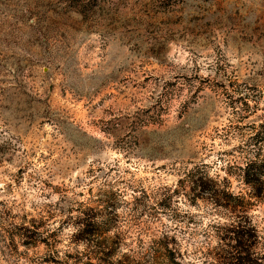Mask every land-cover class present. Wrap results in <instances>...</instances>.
<instances>
[{
	"label": "rangeland",
	"instance_id": "1",
	"mask_svg": "<svg viewBox=\"0 0 264 264\" xmlns=\"http://www.w3.org/2000/svg\"><path fill=\"white\" fill-rule=\"evenodd\" d=\"M250 164L264 0H0V264H216L232 217L204 177L264 256Z\"/></svg>",
	"mask_w": 264,
	"mask_h": 264
},
{
	"label": "trees",
	"instance_id": "2",
	"mask_svg": "<svg viewBox=\"0 0 264 264\" xmlns=\"http://www.w3.org/2000/svg\"><path fill=\"white\" fill-rule=\"evenodd\" d=\"M262 177H264V164L260 166L247 165L244 170V182L253 191L250 198L264 199ZM204 179L202 181V178H197L193 182L198 192L205 195L206 200H209L215 209H223L232 217L231 223L225 228H232L228 232L233 234L229 239L233 240L234 244L217 258L216 264H264V256L255 252L254 242L252 244V240L255 241L256 237L246 214L248 206L251 205L249 200L239 195H233L227 188L220 189L213 181L205 177ZM86 226L93 227L94 222L88 223ZM84 230L85 228L81 229L79 233Z\"/></svg>",
	"mask_w": 264,
	"mask_h": 264
}]
</instances>
